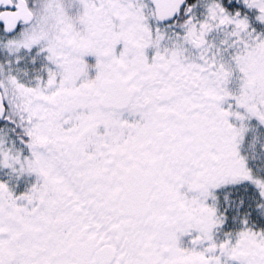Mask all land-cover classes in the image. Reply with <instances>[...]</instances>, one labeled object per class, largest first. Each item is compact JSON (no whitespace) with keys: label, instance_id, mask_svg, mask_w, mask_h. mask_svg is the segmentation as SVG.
Wrapping results in <instances>:
<instances>
[{"label":"snow or ice","instance_id":"1","mask_svg":"<svg viewBox=\"0 0 264 264\" xmlns=\"http://www.w3.org/2000/svg\"><path fill=\"white\" fill-rule=\"evenodd\" d=\"M0 264H264V0H0Z\"/></svg>","mask_w":264,"mask_h":264}]
</instances>
